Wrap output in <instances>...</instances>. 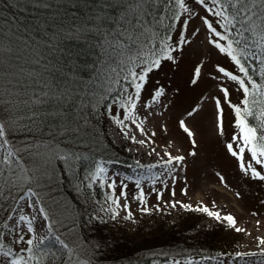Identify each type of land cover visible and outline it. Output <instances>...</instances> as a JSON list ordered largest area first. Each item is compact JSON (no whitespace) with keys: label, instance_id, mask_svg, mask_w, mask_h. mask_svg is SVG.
Here are the masks:
<instances>
[{"label":"snow or ice","instance_id":"snow-or-ice-1","mask_svg":"<svg viewBox=\"0 0 264 264\" xmlns=\"http://www.w3.org/2000/svg\"><path fill=\"white\" fill-rule=\"evenodd\" d=\"M194 2L203 7L207 13V15L200 16V20L213 37L209 39V43L220 53L226 54L240 73L236 75L224 67H218V72L222 74V77L234 82L237 85L236 90L242 93L239 104H233L229 99L228 88H221L223 102L232 109L234 127L237 129L226 148L233 157L237 158L238 167L245 174H250L253 179L264 181V174L254 166L264 168V0H194ZM33 4L36 7L45 8L51 6L47 0H33ZM118 7L120 11L113 20L114 28L103 32L101 31L102 23L95 25V30L103 41L101 44L105 57L103 71L106 80H111L115 84L123 81L126 84L121 88L122 97L119 102L124 115L123 119L118 120L117 123L123 125L125 120H131L139 131L144 132L142 123H137L133 116L137 108L136 101L140 98L149 74L159 69L164 61L174 62L173 53L182 50L181 46L185 43L183 32L189 26L188 19H184L181 23V33L177 36L175 46L169 43L172 40L169 33L176 23L181 22L183 14H189V18L192 14L186 5V0H121ZM209 16L214 18L220 30L213 26V21L208 18ZM93 20L103 22V18L99 15ZM166 20L170 23L161 31V25ZM45 24H47V30H43ZM53 24H56L55 28ZM87 31H91V25L64 28L56 21L49 24L45 20L36 26L39 39L35 36L22 39L19 35H13L8 38L6 49L4 48L5 34L0 31V51L6 50L10 54L7 62L0 55V204L10 199L14 205L11 211L15 212L19 209L18 215L10 214L6 217L12 222L11 226L7 223L3 224V229L7 231L0 230V264H91V260L87 258V249H84L78 240L70 239L75 232V221L68 222L62 202L58 201L55 196L49 195L46 203L42 194L44 190L49 193L54 192L55 185L58 183L53 160L61 162L66 172L74 173L77 162L87 157L75 152H61L59 143L49 145L48 152L41 154L33 145L17 146L8 138L18 127V123L14 121L17 120L19 112L14 113V108L18 110L20 107L31 105L29 109L31 114L25 117L31 120L36 114L37 106L43 105L46 101L51 99L66 102L68 100L71 92L60 93L58 89L53 90L52 73L49 71L53 67L50 63V54L54 58L55 54L61 50L59 47L61 42L78 39ZM196 31L198 32L199 29ZM22 61L43 68L42 72L28 73L32 78L31 86L20 78L24 72ZM250 61H255L258 65V68L252 71L260 76L259 81L249 71ZM199 75L200 69L197 67L194 71L193 83ZM220 78L217 77V79ZM28 87L39 88V91H33L29 96L25 91ZM129 89L134 90L133 94H129ZM92 95L94 96V93ZM161 95H163V89H156L154 98ZM214 109L217 131L223 135L224 113L221 98H214ZM196 112L197 110L194 109L187 115L194 117ZM253 120L256 123H252ZM179 126L189 138L194 136L184 119L179 120ZM80 131L79 121L75 122V127L68 124L62 128L65 136L79 134ZM155 135V132L151 133V136ZM151 136L147 141L141 139L137 142L141 145L152 143ZM131 139L136 140L135 137ZM192 143L195 144V141L193 140ZM234 144L238 151L234 150ZM246 151L250 155L249 161L245 160ZM152 152H156V149L153 148ZM156 154L159 155V153ZM190 154L195 155V153ZM164 156L168 159L163 160V166L165 171L169 172L175 169H169L167 166L185 160L184 156H173L170 152H165ZM157 166L160 165L150 166L148 172ZM163 174L142 175L134 180L138 192L133 195V199L142 206V212H148V207L141 180L151 179L153 184L160 181L163 185L164 181L161 180ZM89 179L91 182L87 185L88 188L99 182L101 187L106 184L110 190L105 198L108 206L102 207V211L110 213L111 218L116 219L120 215L118 209H123L126 213L124 219H131L128 185L124 181H133L132 176H125L120 181L119 196L116 195L117 181L108 176L107 170L102 165L95 166V170L89 174ZM172 179L175 180V177ZM25 188L24 196L14 195L15 190ZM152 191L156 192V199L160 201L163 197V190L153 188ZM181 191L187 195L186 189ZM172 195H175L174 190ZM121 199L124 200L123 204L120 203ZM20 201H24L28 208L35 210L31 218L24 214V204ZM176 203L179 202H172V207H175ZM156 207L159 210V204ZM182 207L190 209L192 206L182 205ZM213 207H215V202H213ZM195 210L206 213L208 217L215 218L218 222L226 223L237 233L246 231L236 226L237 221L231 214L221 215L219 211L210 210L207 205L197 206ZM37 217L41 219L39 229L43 232L42 235L35 226ZM257 223L259 224V221ZM6 237L11 239L6 240ZM258 244L264 246V238H258ZM261 254L264 255V247L261 248ZM237 255L241 254L237 253ZM243 255L255 256L257 254L244 253ZM175 264H180V262L176 261Z\"/></svg>","mask_w":264,"mask_h":264},{"label":"trees","instance_id":"trees-1","mask_svg":"<svg viewBox=\"0 0 264 264\" xmlns=\"http://www.w3.org/2000/svg\"><path fill=\"white\" fill-rule=\"evenodd\" d=\"M47 2L51 5L48 8L34 6L33 0H0V31L5 34V49L8 38L13 35H19L22 39L33 36L39 39L36 26L45 20L49 24L56 21L64 28L91 25V31L85 32L78 39L61 42V50L54 58L50 54L53 67L49 71L52 73L53 90L58 89L60 93L71 92L68 100L46 101L37 106L36 114L31 120L25 118L31 114V105L18 110L14 108V113L19 112L14 121L18 123V127L8 138L14 144L37 146L45 150V153L48 152L49 145L59 143L61 152H75L87 157L77 162L74 173L66 172L61 162L53 160L58 183L54 192H42L46 203L49 195L62 202L68 222L75 221V232L70 239L78 240L87 249V258L91 260V264H153L166 262L172 257H208L220 251L231 250L234 245L230 242V227L222 222L200 226L201 213L194 208L185 210L172 223L166 214L148 210L138 216L131 228L125 226L120 218L112 219L110 213L98 215V206L106 193L99 183L93 184L91 188L87 187L91 182L89 174L95 170L98 160L106 159L128 165L135 163L133 156L126 151V146H116L107 130L111 119L110 107L114 100H121V88L126 84L123 81L115 84L105 79V57L101 47L103 41L95 30V25L101 23L103 32L114 28L113 20L119 14L118 5L121 0ZM97 15L103 18V22L93 20ZM169 23L166 20L161 25V31ZM55 27L56 24H53V28ZM43 30H47V24ZM173 31L174 28L169 34ZM0 55L7 62L10 54L4 50L0 51ZM21 63L24 72L20 78L31 86L32 78L28 73L42 72L43 68L32 63ZM254 68H258V65L255 61H250L249 71L259 81L261 78L252 71ZM25 91L30 96L33 91L38 92L39 88L28 87ZM76 121L81 125L79 134L65 136L62 128L68 124L75 127ZM251 122L256 123L255 120ZM19 193L20 190L17 189L14 195L17 197ZM11 207L10 199L0 204V230L7 231L2 226ZM145 226L148 227L146 231Z\"/></svg>","mask_w":264,"mask_h":264},{"label":"rangeland","instance_id":"rangeland-1","mask_svg":"<svg viewBox=\"0 0 264 264\" xmlns=\"http://www.w3.org/2000/svg\"><path fill=\"white\" fill-rule=\"evenodd\" d=\"M186 5L191 10V18L187 13L182 15L181 22L175 24L171 34L172 40L169 41L175 46L177 36L181 33V23L184 19H188L189 26L183 32L185 43L181 46L182 50L173 53L174 62L164 61L159 69L149 74L140 98L136 101L137 108L133 116L137 123H142L144 132L139 131L131 120H125L123 125L117 123L118 120L123 119L124 115L123 109L119 107L120 100H114L110 107L111 119L107 124V130L116 146H126V151L133 156L135 163L127 165L99 159L97 164L102 165L107 170L108 176L117 181V196L120 193L119 183L123 177H133V181H124L128 185V203L132 217L124 219L126 213L123 209H118L120 215L116 217L122 219V223L127 227L131 228L142 213V206L133 199V195L138 192L134 180L142 175L151 176L164 173L161 176V180L164 181L163 185L160 181L153 184L151 179L141 180L146 193L148 210L166 214L172 223L177 221L185 210L188 211L182 205H190L192 209L207 205L210 210L219 211L221 215L231 214L237 221L236 226L246 230L237 233L230 228V242L234 246L229 251H220L208 257H172L166 262L153 264H175L176 261L180 264H189V262L190 264H264V255L261 254V248L264 246L258 244V238H264V181L253 179L250 174H245L238 167L237 158L233 157L226 148L237 129L234 127L232 109L223 102L221 88H228L229 99L233 104H239L242 93L236 90L237 85L234 82L222 77V74L218 72V67H224L236 75L240 73L226 54L220 53L209 43V39L213 37L200 20V16L207 15L203 7L195 4L194 0H186ZM208 18L213 21V26L220 30L214 18L211 16ZM196 29L199 31L197 32ZM197 67L200 69V75L193 83L194 71ZM217 77L221 78L217 79ZM156 89H163V95L154 98ZM128 91L129 94L134 92L132 89ZM214 98H221L224 113L223 135H220L216 128ZM194 109L197 110L196 114L194 117H189L187 113ZM181 119H184L193 131V137L189 138L180 128L179 120ZM153 132L156 133L155 136H151ZM149 136H151L152 143L141 145L137 142L141 139L147 141ZM131 137H135L136 140L133 141ZM193 140L195 144L192 143ZM15 145L19 146L21 143ZM35 147L40 153H45V150ZM233 147L238 151L236 144ZM153 148L156 152H152ZM150 152H152L151 155H149ZM165 152H170L173 156H184L185 160L167 166L169 169H175L174 171H165L163 160L168 159L164 156ZM190 153H195V155ZM245 160H250L247 151ZM153 165L160 166L153 167L151 172H148V168ZM254 166L264 174V168ZM172 177H175V180ZM103 188L108 195L110 190L107 185L105 184ZM153 188L163 190V197L160 201H157L156 192L152 191ZM182 189L187 190V195L182 193ZM19 190L17 197H20L26 188ZM173 190L175 191L174 196L172 195ZM105 198L98 206V215L105 212L101 210L102 207L108 206ZM172 202L179 203L172 207ZM213 202H215V207H213ZM120 203L123 204L124 200L121 199ZM157 204H159V210H157ZM23 212L31 218L27 204L24 205ZM10 213L11 210L8 215ZM200 213V226H211L218 222L215 218L208 217L206 213ZM5 223L12 225V222L7 219ZM35 226L42 235L43 232L39 229L40 223ZM147 229L148 227L145 226L144 231ZM8 239L11 238L6 237V240ZM237 253L241 255L238 256ZM244 253H256L257 255L248 256L243 255Z\"/></svg>","mask_w":264,"mask_h":264},{"label":"bare ground","instance_id":"bare-ground-1","mask_svg":"<svg viewBox=\"0 0 264 264\" xmlns=\"http://www.w3.org/2000/svg\"><path fill=\"white\" fill-rule=\"evenodd\" d=\"M24 195H25V192L23 194H21L20 196H24ZM20 203L26 205V203L24 201H20ZM34 211H35L34 209H30L31 216L34 214ZM10 214L11 215H14V216L18 215L19 214V209H16L15 212L11 211ZM39 223H40V219H39V217H37V220L35 222V225H38Z\"/></svg>","mask_w":264,"mask_h":264}]
</instances>
